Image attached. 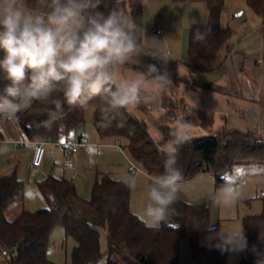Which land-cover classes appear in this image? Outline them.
I'll return each instance as SVG.
<instances>
[{
  "label": "trees",
  "instance_id": "16d2710c",
  "mask_svg": "<svg viewBox=\"0 0 264 264\" xmlns=\"http://www.w3.org/2000/svg\"><path fill=\"white\" fill-rule=\"evenodd\" d=\"M145 1L120 0V6L143 26ZM174 1L206 4L207 24L193 27L190 31L187 69L191 74L212 71L221 47L233 35L232 29L222 26L226 0ZM247 5L257 16L264 18V0H247ZM110 6H114V0ZM100 10L106 11L103 5ZM4 83L7 82L0 81V88ZM162 99L166 116L175 118L176 112H184L180 120L208 131L213 129L214 115L211 112L186 108L171 94ZM89 107L94 108V127L100 138L126 139L131 156L149 176L164 172V157L158 152L159 145L151 136L147 122L138 119L129 110L125 113L123 127H117L119 121L108 127L102 126L96 100L86 108L65 104L63 115L50 127L42 123L49 119L47 114H24L17 124L29 141L68 137L85 123ZM158 127L166 141L171 127L159 124ZM2 138L0 133V140ZM258 139L262 138L256 132L229 131L226 128L218 130L212 137L191 138L190 143L181 148L177 161V167L183 173V182L202 173H210L221 187L226 183L221 175L232 166L264 164V145H258ZM120 181L108 175L102 176L94 184L92 198L84 200L78 195L73 180L49 175L38 183L48 208L35 212L23 209L10 220L7 212L15 204L23 202L25 183L15 174L0 177V252L5 256L6 263L54 264L48 258L50 234L56 226H62L66 236L76 242L71 252V264H99L103 257L100 228L107 226V264H179L180 243L184 238L189 240L197 263L227 264L232 247L214 239L215 233L221 231L210 226V209L206 204L188 203L179 198L171 219L158 230L149 229L131 211V188ZM261 199L262 212L243 219L246 247L240 264L264 261V194ZM4 251L9 253L4 255Z\"/></svg>",
  "mask_w": 264,
  "mask_h": 264
},
{
  "label": "clouds",
  "instance_id": "9594fccd",
  "mask_svg": "<svg viewBox=\"0 0 264 264\" xmlns=\"http://www.w3.org/2000/svg\"><path fill=\"white\" fill-rule=\"evenodd\" d=\"M102 5L106 11L100 10ZM110 5L112 0H0V81L7 82L0 88V118L16 124L24 114H47L49 119L42 123L50 127L63 115L65 104L86 108L96 100L102 126L119 121L117 127H123L130 108L146 102L150 90H164L171 82L168 72L155 64L141 68L140 57L150 55L166 64L167 51H146L141 23L120 0ZM189 128L186 121L177 120L166 141H155L164 157V172L148 178L147 199L138 213L149 229L158 230L176 212L184 186L177 161L181 148L191 141ZM120 182L135 186L127 176ZM239 195L233 181L211 199L227 207ZM214 239L233 249L246 246L241 232H217Z\"/></svg>",
  "mask_w": 264,
  "mask_h": 264
},
{
  "label": "rangeland",
  "instance_id": "374dc122",
  "mask_svg": "<svg viewBox=\"0 0 264 264\" xmlns=\"http://www.w3.org/2000/svg\"><path fill=\"white\" fill-rule=\"evenodd\" d=\"M174 0H163L156 2V0H146V12H153L157 16L159 25H155L145 30L147 33L157 35V30L160 29L158 34L164 40H167V45L172 42L176 47V52L184 50L189 52V35L188 30L190 16H195V11H190L183 8H177ZM198 5V4H197ZM226 10L224 14L223 27L229 26L228 24H236V32L240 33L242 24L248 21L249 11L251 9L247 5V0H226ZM167 24V29L164 23ZM246 25V24H245ZM235 28V27H234ZM245 29V28H244ZM147 36V35H146ZM148 45V44H146ZM187 46V47H185ZM178 86L172 79L171 82L164 88L163 91L149 92L146 102L134 108V114L137 117L143 116L144 121L147 122L151 134L157 138L159 129L155 124L174 127L177 120H180V112H176L175 118L166 116L165 108L163 107V95L169 91L177 92ZM130 110H132L130 108ZM156 128V130L154 129ZM189 129H196L192 132L189 130L190 137H212L218 128L214 125L213 131H208L196 126H190ZM85 129L86 136L93 140L94 134V108L89 107L86 110L85 123L81 127ZM91 131V135L90 132ZM158 133V134H157ZM203 134V135H202ZM89 139V140H90ZM90 140V141H91ZM113 139L102 138L98 140L99 143L94 150L89 152L86 159L76 169H65L64 158L59 149L51 147L54 143L47 142V155L44 160V165L41 168H33L32 163V146L30 144L21 145L19 150L11 149L5 151V146L2 149V141L0 140V177L10 176L15 174L18 178L24 181L23 202L17 203L7 212L8 219H14L23 209L35 212L40 209L48 208V202L41 193L38 183L49 175L66 178L73 180L76 185L78 195L84 200L92 198V192L95 182L101 179L102 176L108 175L115 179L117 173L123 176L128 166L134 164L141 170L138 176L143 177V181L135 184L130 192V209L137 215L144 206L147 194L144 191L145 185L149 182L148 174L145 168L131 156L127 148V140L121 138L119 140L123 150L114 147ZM95 141V140H94ZM93 141V142H94ZM88 150V149H87ZM118 151V153H117ZM126 151L128 158L122 152ZM199 176V175H198ZM225 178L226 182L235 181L237 189L240 193L239 198L234 204L227 207H221L212 202L211 194L217 192L221 187L217 185L216 178L213 174H204L196 177L190 181L183 182L184 186L180 192V199L193 204H206L210 209V226L218 228L224 233H238L244 234L243 219L248 215H258L263 210L262 195L264 194V164H236L230 170L221 175ZM117 180V179H116ZM76 242L73 238L67 237L65 230L62 226H56L51 234L48 246V258L54 264H71V252L75 247ZM100 245L103 257L99 264L108 263V229L106 227L100 228ZM246 247V246H245ZM235 248L231 250L228 257L227 264H240L243 252L245 250ZM117 260V259H116ZM0 264H7L5 256L0 252ZM179 264H199L193 258L191 244L188 239L184 238L180 243V261Z\"/></svg>",
  "mask_w": 264,
  "mask_h": 264
},
{
  "label": "crops",
  "instance_id": "0c3cea01",
  "mask_svg": "<svg viewBox=\"0 0 264 264\" xmlns=\"http://www.w3.org/2000/svg\"><path fill=\"white\" fill-rule=\"evenodd\" d=\"M157 1L161 2L163 0H156V2ZM170 4H174L177 8L187 9L189 12L195 11V16H190L188 19L190 20L188 30H191L193 27L205 26L207 24L208 9L206 4L202 2H177ZM225 10L222 16V24L224 22ZM248 17V21L244 22L246 25L242 24L243 30L240 33L235 30L238 26L236 24H233V26L232 24H228L229 26L224 27L232 29L233 35L230 40L221 47L215 61L213 62V70L210 72L191 74L187 69L189 54L185 50L184 52L180 51V48H178L179 52L178 50L176 52V47L173 42L171 45H167V40H164V38L158 35L160 29L157 30V35L147 33V36H143L145 44H148L146 45V51L151 52L157 48H163L167 51L169 60L165 64L158 59H154L150 55H143L140 57V67L142 68V66L146 64H155L158 68L166 70L169 74L170 80L173 79L175 84L179 86L177 92L169 91L167 94L163 92V97L171 94V97L174 96L176 99L181 100L186 108L211 112L214 115V125H218L215 132L222 128H226L229 131H250L256 132L264 140V18L257 16L252 10L249 11ZM163 23L165 29H167V24L165 22ZM154 25L156 27L159 25L157 16L153 15L151 9L149 12H146L145 9L142 27L144 30H148ZM133 67L135 68L137 66L134 65ZM136 107H132V110L129 109V112L134 116L136 115L133 111ZM180 113L183 115L184 112ZM137 118L144 121V117L141 115ZM155 125L159 129L158 125ZM189 125L195 126L192 124ZM82 126L73 130L68 137H61L59 139L70 142L78 139L82 134L87 137L85 135V129L81 128ZM154 129L156 130L155 127ZM213 129L210 131H213ZM189 130H192V132H198L193 128ZM94 131L95 132L92 135L93 140L87 137V139H90L91 141L89 140V144L80 149L75 155V168L73 169H76L77 165L80 166L83 160L88 156L87 154L94 150L95 147L98 149V140H102V138L98 136L96 129H94ZM149 132L151 134L150 129ZM159 132H161L160 129ZM0 133L3 136V141L1 142L2 149H4L3 147L5 146V151L11 149L12 146L14 147V150H19L21 145L26 143L32 146V153L34 154L37 141H29L17 123L10 124L4 121L3 118H0ZM89 133L91 135V131ZM158 135L159 136L155 138L151 134L155 140L163 138L162 132ZM202 137L206 138L204 136L192 138ZM112 141L114 142V139ZM50 142L54 143L51 147L55 148V150L59 149L60 152L62 151L61 148L56 145V139H51ZM113 145L114 147L117 146L116 141ZM117 149L123 150L121 145L117 146ZM122 153L130 161L126 151ZM43 165L41 167H43ZM131 165L125 170L123 176H120L121 174L117 173L115 179L121 180L127 176L132 178L135 181V184L142 182L143 177L138 176V173H140L141 170L139 169V172L133 174L129 169ZM65 169L69 168L65 167ZM204 174L209 173H202L197 176V178ZM147 176L148 178L150 177L149 175Z\"/></svg>",
  "mask_w": 264,
  "mask_h": 264
},
{
  "label": "built area",
  "instance_id": "2783aa9c",
  "mask_svg": "<svg viewBox=\"0 0 264 264\" xmlns=\"http://www.w3.org/2000/svg\"><path fill=\"white\" fill-rule=\"evenodd\" d=\"M158 33H160V31H158ZM47 141L48 140H42L36 143V147L32 158L33 167L38 168L43 165L46 156ZM88 144H89V140L83 134L80 135L78 139L70 142L61 139H56V145H58L62 150L64 165L66 168L69 169L75 168V162H74L75 155L79 152L80 149L84 148ZM257 144L264 145V140L258 139ZM116 145L119 146L120 143L116 142ZM129 169L133 174L139 172V169L134 164H132L129 167ZM7 252L9 253V251H4V255H7Z\"/></svg>",
  "mask_w": 264,
  "mask_h": 264
}]
</instances>
